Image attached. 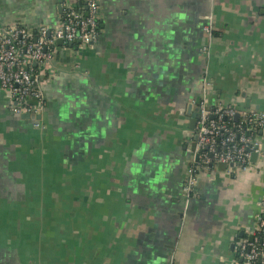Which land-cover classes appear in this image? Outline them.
Instances as JSON below:
<instances>
[{"label": "crops", "instance_id": "obj_1", "mask_svg": "<svg viewBox=\"0 0 264 264\" xmlns=\"http://www.w3.org/2000/svg\"><path fill=\"white\" fill-rule=\"evenodd\" d=\"M84 0H0V24L56 25ZM97 42L58 45L46 128L0 93V264H234L256 224L264 157L183 188L189 108L264 111V0H100ZM211 25L212 55L200 52ZM264 141V136H263Z\"/></svg>", "mask_w": 264, "mask_h": 264}, {"label": "built area", "instance_id": "obj_2", "mask_svg": "<svg viewBox=\"0 0 264 264\" xmlns=\"http://www.w3.org/2000/svg\"><path fill=\"white\" fill-rule=\"evenodd\" d=\"M85 10L67 6L60 23L41 24L35 30L15 22L0 28V93L10 110L17 115L29 113L34 126L46 128V69L56 55L57 41L89 46L100 37V0H84ZM208 42L199 49L209 60L212 55L213 29L205 27ZM201 95L192 100L199 107L197 122L191 132L195 144L191 163L186 171L184 196L188 202L197 195L199 174L209 172L216 164L252 167L253 154L264 157V111L244 108L235 102H212V82L208 71L199 83ZM40 116L37 118L36 116ZM194 136L197 137L194 141ZM198 154V157L196 155ZM256 224L235 243L234 264H264V196Z\"/></svg>", "mask_w": 264, "mask_h": 264}, {"label": "water", "instance_id": "obj_3", "mask_svg": "<svg viewBox=\"0 0 264 264\" xmlns=\"http://www.w3.org/2000/svg\"><path fill=\"white\" fill-rule=\"evenodd\" d=\"M5 25L3 24H0V28L4 27ZM57 44L58 45H63L64 42L63 40H58L57 41ZM69 46H75L77 47L76 45H74L73 43H68ZM192 107L189 108V114L191 115V123H190V127L191 128H195V125H196V122H197V116H198V113H199V107L197 105H194V104H191ZM258 109V108H257ZM22 117H26V118H31V115L29 113H24L22 114ZM37 118H40V116H36ZM197 137L194 136V141H196ZM195 149V144H192V150ZM196 157H198V154L196 155ZM257 159V154H253V157H252V161L255 162ZM222 166H226L225 164H220ZM232 166V164H231Z\"/></svg>", "mask_w": 264, "mask_h": 264}]
</instances>
